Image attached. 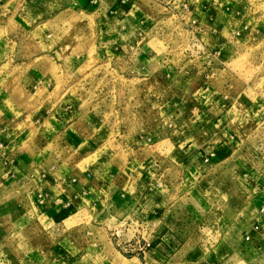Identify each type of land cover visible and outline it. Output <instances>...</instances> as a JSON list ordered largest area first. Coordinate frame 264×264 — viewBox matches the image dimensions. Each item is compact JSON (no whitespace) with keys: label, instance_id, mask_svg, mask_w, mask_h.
I'll use <instances>...</instances> for the list:
<instances>
[{"label":"rangeland","instance_id":"374dc122","mask_svg":"<svg viewBox=\"0 0 264 264\" xmlns=\"http://www.w3.org/2000/svg\"><path fill=\"white\" fill-rule=\"evenodd\" d=\"M0 104L70 167H1L0 264H264V0H0Z\"/></svg>","mask_w":264,"mask_h":264},{"label":"crops","instance_id":"0c3cea01","mask_svg":"<svg viewBox=\"0 0 264 264\" xmlns=\"http://www.w3.org/2000/svg\"><path fill=\"white\" fill-rule=\"evenodd\" d=\"M26 115L27 114L22 113L23 117H25ZM3 118H4V116H3ZM15 142L19 143V140L15 141ZM6 143L4 142V144H3L4 147H6L8 145L12 146V140L11 139ZM62 147H64V146H62ZM19 149L20 148L18 147V150ZM2 151L5 153H4V155L2 153V155H1L2 157L0 159V165H1L0 166V179L3 178L2 177L3 173H4V175H7L9 173H13V174H11V178L15 177V179H11L9 177L8 178L9 181L10 180L16 181L17 179H19V176H22V174L24 175V176H22L23 178H27V177L34 178V172L36 171V169H39L44 174L43 178H45L44 180H42L40 182L41 183L40 186L42 187V189H44L47 192V194L49 191H52L54 188H58L60 190V192L65 191V189L63 188V186L65 185L63 183L64 182L63 180H65L64 176L65 175L67 176V172L70 171L69 164H66L67 159L65 157H67V154H63L65 156L59 157L55 153H51V154L44 156L42 158L41 157L39 158L40 154H37L28 163V165H27L28 169L26 171L25 169H23V167H25L24 162L21 163L23 161V159L25 158L23 156L24 155L23 153H21V154L19 153V155H17V153H16L17 151H16L14 157L7 159V158H5L6 157V150L4 148H2ZM59 151L61 153V148L59 149ZM32 165H34L33 166L34 168L29 169L30 166H32ZM66 165L68 166V168ZM1 167H5V172H3L2 175H1V172H2ZM18 168H20L21 172H18V170H19ZM25 172H27V173L25 174ZM53 172H54V174H53ZM45 173H47V175H45ZM3 191H4V189L0 190L1 196H2ZM176 208L177 207L175 206V209ZM175 209H173V210H175ZM178 221H179V219H177L176 217H173L172 220H169L168 222L166 221L165 226L172 228L173 225H175V224L178 225ZM247 233L248 232H246L245 235ZM245 235H244V237H245ZM259 236H260L259 233L251 232L252 242H253L254 246L258 245V243H261L260 240H263V238H264V236H263L261 239V236L260 237ZM256 241H258V242H256Z\"/></svg>","mask_w":264,"mask_h":264},{"label":"built area","instance_id":"2783aa9c","mask_svg":"<svg viewBox=\"0 0 264 264\" xmlns=\"http://www.w3.org/2000/svg\"><path fill=\"white\" fill-rule=\"evenodd\" d=\"M206 162L209 159L205 160ZM264 231V221L256 223L252 227V232L261 233ZM245 240L248 242L252 241L250 234L245 235ZM153 241L144 238L141 233L135 234L132 238L123 241L122 252L125 256L141 257L145 256L152 249Z\"/></svg>","mask_w":264,"mask_h":264}]
</instances>
